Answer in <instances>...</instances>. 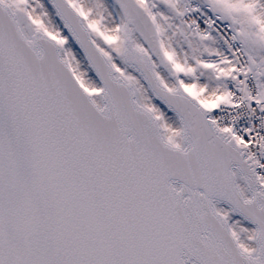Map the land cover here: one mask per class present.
Returning <instances> with one entry per match:
<instances>
[{
	"label": "snow or ice",
	"instance_id": "6c2138e0",
	"mask_svg": "<svg viewBox=\"0 0 264 264\" xmlns=\"http://www.w3.org/2000/svg\"><path fill=\"white\" fill-rule=\"evenodd\" d=\"M0 264H264V0H0Z\"/></svg>",
	"mask_w": 264,
	"mask_h": 264
}]
</instances>
